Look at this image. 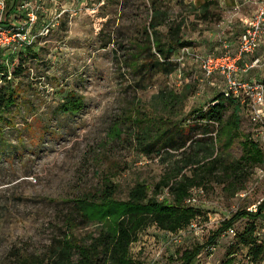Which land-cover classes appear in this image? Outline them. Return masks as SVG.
<instances>
[{"label": "rangeland", "instance_id": "obj_1", "mask_svg": "<svg viewBox=\"0 0 264 264\" xmlns=\"http://www.w3.org/2000/svg\"><path fill=\"white\" fill-rule=\"evenodd\" d=\"M205 1L5 0L4 23L19 25L30 10L36 20L26 29L24 41L0 46V62L8 70L23 63L19 75L9 79L11 86L17 84L15 104L0 119V264H15L23 254L47 256L55 264V253L49 250L66 231L82 239L96 234L97 224L81 221L74 210L73 199L79 194L98 191L106 175L122 199L137 180L153 185L164 169L176 165L182 149L157 152L156 146L145 154L126 130L114 139L107 132L129 111H150L160 89L180 91L186 83L194 88L179 116L184 124L191 107L204 106L218 93L222 75L205 77L195 58L229 40L218 29L224 16L220 1L203 11ZM251 1L257 7L261 0ZM152 20L161 21L156 29L162 40L175 33L185 43L170 56L175 66L169 73L149 47L147 26ZM237 34L230 36L234 40ZM253 71L264 82V60ZM67 90L81 96L76 113L56 111ZM240 115V128L264 150V122L251 118L246 102ZM201 127L186 130L185 145L199 136ZM229 151L238 156L241 146L236 142ZM249 171L240 177L243 188L235 192L209 177L196 192L200 217L195 226L168 235L148 225L131 243L132 257L142 264H180L183 249L205 242L235 210L253 209L264 199V163ZM68 213L75 216L74 225L64 222ZM246 221H236L192 264H220L235 231ZM255 224L258 238L264 240V213ZM234 257L233 264H254L244 249Z\"/></svg>", "mask_w": 264, "mask_h": 264}, {"label": "trees", "instance_id": "obj_2", "mask_svg": "<svg viewBox=\"0 0 264 264\" xmlns=\"http://www.w3.org/2000/svg\"><path fill=\"white\" fill-rule=\"evenodd\" d=\"M218 2L207 0L200 7L205 11L209 4L218 5ZM160 24V20L148 23L147 32L151 36L149 47L153 46L157 55L163 59L161 64L165 72L169 73L175 66L170 56L185 43L175 33L165 35L166 40H162L157 36L159 31L156 29ZM22 64L20 62L10 71L0 62V78L4 80V85L0 87V119L1 113L15 104L17 84L11 86L9 79L11 75H19ZM223 86L204 106L191 107L185 113L187 124L181 123L184 120L179 119V116L194 89L190 83H186L180 91L160 89L153 96L150 111H129L121 121L111 126L107 132L110 139L119 138L126 130L141 145L140 152L148 154L158 146L157 152L160 149H182V157L175 161V166L164 169L153 185L143 180L134 182L122 199L115 195L117 184L106 175L98 191L81 193L73 199L74 210L81 221L97 224L96 234L82 239L72 235L71 230V234L66 231L50 247L49 253H55L56 256L55 264H142L130 253V245L137 239V233L151 224L168 235L192 227L191 224L198 221L200 211L195 203L188 204L185 199L202 189L209 177H216L225 183L226 189L233 192L243 188V183L239 182L240 177L247 175L255 165L264 163V150L249 133L240 128V112L244 101L239 96L224 95ZM82 103L80 95L67 90L56 111L76 113ZM122 124L126 128L123 129ZM196 124L202 126L199 136L185 145L188 137L186 130ZM236 142L241 146L238 156L229 151ZM165 189L166 194L162 195ZM262 213L264 199L253 209L235 210L220 221L205 242L183 249L178 255L180 264H192L204 247L215 244L219 236L242 218L247 221L240 230L235 231L220 264H233L235 253L240 249L245 250L248 259L254 264L264 260V240L258 238L255 224ZM74 217L68 213L64 222L71 225ZM46 257L23 254L17 257L15 264H51Z\"/></svg>", "mask_w": 264, "mask_h": 264}, {"label": "built area", "instance_id": "obj_3", "mask_svg": "<svg viewBox=\"0 0 264 264\" xmlns=\"http://www.w3.org/2000/svg\"><path fill=\"white\" fill-rule=\"evenodd\" d=\"M4 8L5 0H0V46L10 47L15 44L14 42L21 43L25 40L26 29L28 30V27L30 28L35 22L36 15L30 10L27 12V18L19 25L7 24L3 22ZM47 30L48 28H46ZM262 36H264V0L258 3L240 32L235 52L232 53L229 45L224 42L220 52L197 55L195 58L205 77H212L215 73L222 75L224 95L239 96L241 101L251 105L253 114L251 118L256 122H264V82L252 77L244 78L241 74L259 65L260 59L253 57L250 61H243L241 65L239 61L245 56L254 54ZM182 52L187 53L188 51L182 49ZM198 191L201 189L196 192ZM196 192L187 197L185 202L194 204L197 200ZM191 225L195 226V223Z\"/></svg>", "mask_w": 264, "mask_h": 264}, {"label": "crops", "instance_id": "obj_4", "mask_svg": "<svg viewBox=\"0 0 264 264\" xmlns=\"http://www.w3.org/2000/svg\"><path fill=\"white\" fill-rule=\"evenodd\" d=\"M220 4L224 8V16L223 20L220 21L218 24V29L220 31V36L223 38H227L229 41H227L231 52L236 51L237 47V39L240 34V32L243 30L244 26L247 24L249 18L255 11V4H253V1L251 0H219ZM255 7V8H254ZM238 32V34L233 40V33ZM219 35V34H218ZM217 35V36H218ZM225 41L223 40L221 46L214 47V52L212 53H218L221 51V47ZM213 45V44H212ZM210 45V46H212ZM217 50V51H216ZM210 53V52H209ZM255 54H252L251 56H245L242 60L239 61L240 65L243 61H250L253 57H258L260 59V62L264 60V36H262L260 40V44L258 48L254 52ZM255 67V66H254ZM250 68L246 72L242 73L241 75L244 78H255L257 80H260L259 73H254L253 68ZM262 76V75H261ZM260 78V79H259Z\"/></svg>", "mask_w": 264, "mask_h": 264}]
</instances>
